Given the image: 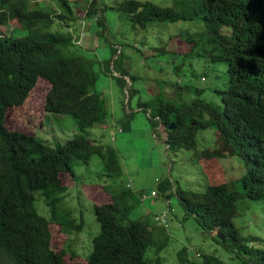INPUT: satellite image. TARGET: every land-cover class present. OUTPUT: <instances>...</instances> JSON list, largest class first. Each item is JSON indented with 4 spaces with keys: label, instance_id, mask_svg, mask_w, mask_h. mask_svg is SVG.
Masks as SVG:
<instances>
[{
    "label": "trees",
    "instance_id": "obj_1",
    "mask_svg": "<svg viewBox=\"0 0 264 264\" xmlns=\"http://www.w3.org/2000/svg\"><path fill=\"white\" fill-rule=\"evenodd\" d=\"M99 1L84 0L80 18L68 0H57V7L40 5V0H0V26L12 22L21 31L20 35L0 32V264H68L64 259L67 249L51 247L49 225L57 224L68 234L77 233L83 220L77 223L72 211L64 207L69 185L63 184L61 175L66 173L76 181L72 162L87 165L93 154L100 156L107 177L122 173L117 152L83 134L88 127L102 123L105 100L94 90L98 60L82 49L85 34L75 39L70 29L78 20H88L99 27L93 35H107L108 9L120 11L133 27L143 29L154 21L194 22L195 31L178 32L190 45L185 58L203 57L225 66L224 86L215 90L220 96L218 105L205 101L200 87L193 89L194 96L166 95L163 82L149 99L139 98L136 108L145 113L150 109L147 116L153 128L165 126V143L173 151L195 149L199 130H216L215 146L201 153L212 159L211 173L221 167L216 159L227 156L244 163L243 173L219 183H212L211 177L202 192L163 178L153 190L156 195L149 199L163 198L166 202L175 197L203 230L216 231L214 238L236 258L245 264H264V248L256 247L259 237L243 235L233 221L239 199H264V0H171L169 5L115 0L112 6L105 2L100 6ZM55 20L62 29H51ZM111 43V57L121 54V45ZM157 51L154 53H166L164 49ZM113 65L120 67L118 82L122 88L126 78L132 82L127 89L130 105L139 92L132 86L137 76L120 65L119 56ZM39 78L49 83L44 96L46 114H65L76 120L78 133L64 143L52 146L36 135L5 125L7 110L22 106ZM135 113L131 110L128 119ZM171 122L175 128L167 129ZM223 141L231 152L217 149V144L224 149ZM100 186L110 199L93 200L99 231L85 264H161L159 252L166 240L159 239L163 232L156 230V223H160L157 215L130 216L138 198L145 200L141 198L145 192L137 193V197L127 185L116 189ZM151 248L155 258L146 256ZM188 255L185 247L179 250V264H224L215 254L200 252L198 258Z\"/></svg>",
    "mask_w": 264,
    "mask_h": 264
},
{
    "label": "rangeland",
    "instance_id": "obj_2",
    "mask_svg": "<svg viewBox=\"0 0 264 264\" xmlns=\"http://www.w3.org/2000/svg\"><path fill=\"white\" fill-rule=\"evenodd\" d=\"M40 1V5L57 7V0ZM68 1L74 14L81 18L84 14V0ZM149 1L159 5L171 4V0ZM103 2L112 6L115 0H100V6L104 4ZM106 17L110 28L103 37L93 35L99 27L96 22L89 23L88 20H78L77 25L70 29L74 31L75 39L85 34L82 49L98 60L96 69L98 79L94 90L105 100L102 123L88 127L83 134L94 139L97 144L112 147L117 152L122 173L116 178L107 177L104 175L100 156L93 154L87 165L79 160L72 162L76 181L66 173L61 175L63 184L69 185L64 207L72 211L77 223L83 220V227L77 233L68 234L57 224L49 225L51 247L55 250L65 247L68 252L64 259L68 264H85L86 257L92 251V239L99 231V223L94 214V202L110 199L109 194L100 185H109L111 189L127 185L139 197L138 191H143L149 196L159 180L172 178L176 185L182 188L202 192L210 184L211 177L212 183L231 181L238 178L245 169L244 163L241 164L236 157L227 156L216 159L223 169L220 167L218 171L211 173L209 161L212 159L201 153L202 150L215 146L218 139L216 130L212 128L199 130L195 149L173 151L165 143L168 134L165 126L159 124L153 128L147 116L150 109L145 113L141 108H136V101L139 98H142V101L149 99L153 90L159 88V83L163 82L162 87L177 82L182 85L183 90L174 93V96L178 93H184L185 97L194 96L193 89L200 87L204 89L201 96L205 101L220 104V96L215 90L224 86L225 66L205 61L203 57L184 56L190 45L178 32L181 29L195 31L193 28L195 23L154 21L147 29H143L139 26L133 27L125 15L116 9H108ZM57 21L51 25L52 30L62 29ZM11 24L1 25L0 32L9 34L12 31L15 35H20V29ZM111 42L121 45V54L111 57ZM118 45L116 47L119 49ZM155 49L157 52L164 49L166 53H154ZM118 56L120 65L137 76L132 86L139 92L132 98L130 105L127 104L129 98L127 89L131 88L132 82L126 78L125 88L118 82L120 67L113 65ZM175 70L179 71L180 75H177ZM184 86H188L189 90H184ZM48 87V81L39 78L25 103L7 110L5 125L10 130L36 135L54 146L72 138L78 133V127L76 120L70 115L46 114L44 96ZM166 95L172 94L168 92ZM129 106L131 110L136 111L132 119L127 117L131 112ZM223 145L224 149H219L218 144L216 147L220 152H231V148L224 141ZM217 166L219 165L215 164L214 167ZM207 169L210 171L209 174ZM149 198L151 197L143 201L138 198L137 207L130 216L137 218L152 214L160 217L161 211L167 209V223H156V227L159 228L156 230L163 232L159 239L166 240V244L159 252L161 264H179L178 251L183 247L187 249L189 257L198 258L197 255L204 252L215 254L224 264H245L214 238L216 231L208 233L193 217L187 215L175 197L170 198L169 203L163 198L155 200ZM168 204L172 206V211ZM236 208L237 212L233 218L235 226L243 235L259 237L256 247L264 248V199L244 197L237 201ZM146 256L155 258L153 248L147 251Z\"/></svg>",
    "mask_w": 264,
    "mask_h": 264
},
{
    "label": "water",
    "instance_id": "obj_3",
    "mask_svg": "<svg viewBox=\"0 0 264 264\" xmlns=\"http://www.w3.org/2000/svg\"><path fill=\"white\" fill-rule=\"evenodd\" d=\"M163 91L165 93L171 92V93H176V92H180L183 90V87L178 84V83H168L165 84L164 87H162ZM175 128V122H171L169 125H167V129H174Z\"/></svg>",
    "mask_w": 264,
    "mask_h": 264
},
{
    "label": "built area",
    "instance_id": "obj_4",
    "mask_svg": "<svg viewBox=\"0 0 264 264\" xmlns=\"http://www.w3.org/2000/svg\"><path fill=\"white\" fill-rule=\"evenodd\" d=\"M155 195H156V192L152 190L151 194L149 196L147 195V193H144L141 198L146 199L147 197H153ZM169 202H170V200H166V203H169ZM166 212H167L166 210H162L160 217H157V219L159 220L160 223H164V224L167 223L166 222V217H167Z\"/></svg>",
    "mask_w": 264,
    "mask_h": 264
},
{
    "label": "crops",
    "instance_id": "obj_5",
    "mask_svg": "<svg viewBox=\"0 0 264 264\" xmlns=\"http://www.w3.org/2000/svg\"><path fill=\"white\" fill-rule=\"evenodd\" d=\"M141 192H142V191H138L137 193L140 194ZM154 200H155V199H154ZM171 208H172V207H171ZM171 211H172V209H171Z\"/></svg>",
    "mask_w": 264,
    "mask_h": 264
},
{
    "label": "flooded vegetation",
    "instance_id": "obj_6",
    "mask_svg": "<svg viewBox=\"0 0 264 264\" xmlns=\"http://www.w3.org/2000/svg\"><path fill=\"white\" fill-rule=\"evenodd\" d=\"M178 84H180L179 82H178ZM171 93V92H170ZM172 95H173V93H171Z\"/></svg>",
    "mask_w": 264,
    "mask_h": 264
}]
</instances>
